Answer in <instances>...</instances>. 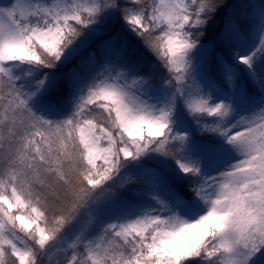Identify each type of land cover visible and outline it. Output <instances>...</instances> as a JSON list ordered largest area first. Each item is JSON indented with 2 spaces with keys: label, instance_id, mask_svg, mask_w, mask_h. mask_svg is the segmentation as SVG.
Returning a JSON list of instances; mask_svg holds the SVG:
<instances>
[{
  "label": "snow or ice",
  "instance_id": "obj_1",
  "mask_svg": "<svg viewBox=\"0 0 264 264\" xmlns=\"http://www.w3.org/2000/svg\"><path fill=\"white\" fill-rule=\"evenodd\" d=\"M0 264H264V0H0Z\"/></svg>",
  "mask_w": 264,
  "mask_h": 264
}]
</instances>
